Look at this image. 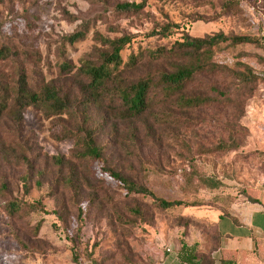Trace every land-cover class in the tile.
<instances>
[{
  "label": "rangeland",
  "instance_id": "obj_1",
  "mask_svg": "<svg viewBox=\"0 0 264 264\" xmlns=\"http://www.w3.org/2000/svg\"><path fill=\"white\" fill-rule=\"evenodd\" d=\"M144 1L137 12L119 9ZM231 2L237 5L226 12ZM165 28L171 29L167 36L151 35ZM218 33L264 43V0H0V51L7 52L0 58V84L15 87L26 78L35 91L53 84L69 92L71 75L62 67L78 69L98 60L107 40L123 36L138 37L124 53L126 62L131 53L138 57L136 68L126 74L137 79L171 67L164 59L154 60L153 52L168 50L186 36ZM238 58L259 76L251 92L241 93L232 80L208 77L190 91L215 97L210 87L220 83L231 97L221 104L187 110L160 105L132 124L91 104L87 113L105 149L103 163L74 162L61 169L48 157H69L74 148L72 140H55L63 131L59 118L47 119L35 108L22 121L1 118L0 264H179L182 241L214 247L216 210L240 197L249 199L264 186V51L243 46L214 61L235 67ZM74 107L84 111L78 101ZM77 167L75 185L68 189ZM103 167L146 185L160 198L198 206L163 211L150 198L128 197ZM199 175L221 184L213 188L215 181ZM12 200L29 205L41 200L45 212L24 208L10 215L6 203ZM81 206L84 224L78 232Z\"/></svg>",
  "mask_w": 264,
  "mask_h": 264
},
{
  "label": "trees",
  "instance_id": "obj_2",
  "mask_svg": "<svg viewBox=\"0 0 264 264\" xmlns=\"http://www.w3.org/2000/svg\"><path fill=\"white\" fill-rule=\"evenodd\" d=\"M236 2L228 3L224 10L228 12L235 7ZM145 6L142 4H124L119 6L122 12H137ZM171 31L165 28L161 32L151 35L167 36ZM150 36V35H149ZM137 36H123L113 40H107L106 51L100 53L96 61H85L76 69L65 64L63 72L71 75L72 88L69 92H63L53 84L42 86L37 91L26 85V78L15 87H2L0 84V119L5 115L22 121L25 112L29 108H35L44 113L47 119L59 118L64 123L62 135H54L58 142L72 140L74 148L71 156H48L61 169L67 164L74 162L92 161L104 162L105 149L98 143L97 129L91 127L90 117L87 113L91 104L105 108L108 115H112L120 123L132 124L142 120L149 113L160 105H173L179 110L198 108L205 104H221L230 99L229 88H221L220 83L211 86V94L190 95L195 83L204 77L217 79L221 83L232 80L237 90L246 94L252 91V85L259 81V76L253 69L238 58L235 67L221 65L214 61V58L222 53L232 54L243 46H252L264 51L263 40L247 35H225L218 33L205 38H192L186 36L181 42H177L172 48L158 50L152 53L154 60L164 59L171 65L169 69L158 70L148 73L137 79L127 78L128 70L136 68L138 57L131 53L128 61L124 60V53L137 39ZM78 36H76V40ZM6 51H0V58H4ZM75 71V72H74ZM78 101L83 112H77L75 104ZM67 117L66 119L64 117ZM227 147L226 144L221 148ZM236 146L231 149L234 150ZM2 153V152H0ZM4 153L1 155L3 156ZM1 156V157H2ZM0 157V158H1ZM33 171V169H31ZM103 172L116 181L118 187L126 192V196H142L150 198L158 209L163 211L173 210L179 207H197L196 204H187L182 201H169L158 197L146 185L137 183L122 175L112 167H103ZM78 167L72 178H69L66 186L71 188L77 180ZM199 180H213L218 188L221 184L214 177L198 176ZM86 181L85 179H83ZM2 185L3 188H6ZM28 188V180L25 182ZM81 189L77 191L80 194ZM250 199V197H249ZM10 215H16L24 208L30 211L45 212L42 201L33 205L24 204L18 200L6 203ZM78 232H82L85 211L78 207ZM135 213L141 216V212ZM218 238V236H217ZM74 241L73 238H71ZM217 244L212 247L203 248L201 244H189L181 242L177 260L179 264H213L211 253L218 248ZM226 264V263H223Z\"/></svg>",
  "mask_w": 264,
  "mask_h": 264
},
{
  "label": "crops",
  "instance_id": "obj_3",
  "mask_svg": "<svg viewBox=\"0 0 264 264\" xmlns=\"http://www.w3.org/2000/svg\"><path fill=\"white\" fill-rule=\"evenodd\" d=\"M216 211L213 264H264V186Z\"/></svg>",
  "mask_w": 264,
  "mask_h": 264
},
{
  "label": "built area",
  "instance_id": "obj_4",
  "mask_svg": "<svg viewBox=\"0 0 264 264\" xmlns=\"http://www.w3.org/2000/svg\"><path fill=\"white\" fill-rule=\"evenodd\" d=\"M171 251H172V249H171V248H169V249H168V252H171Z\"/></svg>",
  "mask_w": 264,
  "mask_h": 264
}]
</instances>
